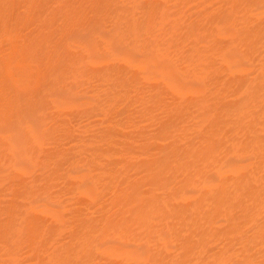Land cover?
<instances>
[{"label": "bare ground", "instance_id": "obj_1", "mask_svg": "<svg viewBox=\"0 0 264 264\" xmlns=\"http://www.w3.org/2000/svg\"><path fill=\"white\" fill-rule=\"evenodd\" d=\"M154 1L0 0V264H264V0Z\"/></svg>", "mask_w": 264, "mask_h": 264}, {"label": "rangeland", "instance_id": "obj_2", "mask_svg": "<svg viewBox=\"0 0 264 264\" xmlns=\"http://www.w3.org/2000/svg\"><path fill=\"white\" fill-rule=\"evenodd\" d=\"M148 1H149V3H153V2H151V1H153V0H151V1L148 0ZM154 3H156V0L154 1ZM76 26H77V25H76ZM78 26H79V25H78ZM83 26H84V27H83ZM83 26L80 25L79 27H81V28H77V29H83V28H85V25H83ZM82 27H83V28H82ZM74 28H76V27L74 26L73 29H74ZM73 29H72V30H73ZM77 29H75L74 32H73V31L71 32V30H70L71 33L68 32V33H69V34H68V37H69V38L73 37L74 34L76 33L75 31H77ZM30 31H32V30H29L28 33H27V34L29 35V39H30V37L32 36V32H33V31H32L31 34H29ZM26 32H27V31H26ZM26 32H25V33H26ZM25 33H24V36H23L24 39H20V40H19L20 42H22L21 44H23V43L26 44L28 41H30V40H28V41L26 42V35H27V34L25 35ZM71 34H72V35H71ZM107 34H108V33H106V34L104 35V38H105V39L109 38V37H108L109 34H108V35H107ZM30 35H31V36H30ZM27 37H28V36H27ZM23 40H24V41H23ZM20 42H19V43H20ZM29 43H30V42H29ZM27 45H28V43H27ZM137 74H139V73H137ZM137 74L135 75L136 77H138V76L140 75V74H139V75H137ZM76 99H77V98H76ZM77 100H78V99H77ZM78 101H79V100H78ZM82 117H83V116H78V115H77V117L73 120V124H72V126H73L74 128H77V127L80 125V123H83V124H88V123H89V121H90L89 118H82ZM77 141H78V137H75V138L71 139V141H68L67 144L69 145V148L72 146V143H75V142H77Z\"/></svg>", "mask_w": 264, "mask_h": 264}]
</instances>
